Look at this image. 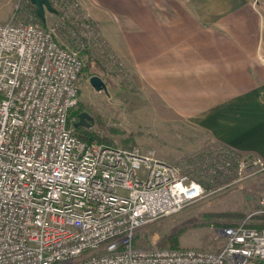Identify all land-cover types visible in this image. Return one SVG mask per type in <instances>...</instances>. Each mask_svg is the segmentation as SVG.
Returning <instances> with one entry per match:
<instances>
[{"label":"built area","instance_id":"2783aa9c","mask_svg":"<svg viewBox=\"0 0 264 264\" xmlns=\"http://www.w3.org/2000/svg\"><path fill=\"white\" fill-rule=\"evenodd\" d=\"M81 70L54 28L0 22V264H264V229L245 220L218 229L217 250L134 245L204 189L150 150L74 134Z\"/></svg>","mask_w":264,"mask_h":264},{"label":"rangeland","instance_id":"374dc122","mask_svg":"<svg viewBox=\"0 0 264 264\" xmlns=\"http://www.w3.org/2000/svg\"><path fill=\"white\" fill-rule=\"evenodd\" d=\"M28 0H0V22L31 20ZM62 11H45V27L54 28L57 40L76 51L82 68L98 64L90 72L81 70L75 109L86 111L87 127L100 143L152 151L166 163L202 182L203 196L180 211L160 216L136 229L134 245L140 248L170 247L176 236L179 246L217 250L223 245L218 233L228 224L264 221V160L251 165L255 155L233 152L206 130L178 115L155 99L148 86L124 68L109 47L108 39L90 11L89 0H51ZM259 9V36L264 40V0H251ZM264 42V41H263ZM264 45H262V51ZM261 51V53H262ZM102 79L96 89L90 77ZM76 121V120H75ZM240 161H249L239 168Z\"/></svg>","mask_w":264,"mask_h":264},{"label":"crops","instance_id":"0c3cea01","mask_svg":"<svg viewBox=\"0 0 264 264\" xmlns=\"http://www.w3.org/2000/svg\"><path fill=\"white\" fill-rule=\"evenodd\" d=\"M89 2L110 49L157 101L264 160V40L251 0Z\"/></svg>","mask_w":264,"mask_h":264},{"label":"trees","instance_id":"16d2710c","mask_svg":"<svg viewBox=\"0 0 264 264\" xmlns=\"http://www.w3.org/2000/svg\"><path fill=\"white\" fill-rule=\"evenodd\" d=\"M50 3H51V6L54 8L55 10V13L58 14V16H61L63 19H64V16H63V13L62 11L58 10L51 2L50 0ZM27 6L29 8V13H30V17H31V20L32 21H36L38 22L40 25L44 26L45 27V22L42 21L38 16H37V13H36V9H35V6L34 4H32L29 0L27 1ZM97 66L98 67V64L95 60H90L89 63L84 67L82 68V70L84 71H87L90 72V74L92 75V67L91 66ZM81 112L80 110L78 109H75L72 108L70 111H69V121L71 123H73L75 120H77V115L78 113ZM73 132L74 134H76L78 137L82 138V139H85V140H93V139H96L98 136L97 134L94 132V131H90L86 128H83V127H75L73 129ZM98 139V138H97ZM227 147V146H226ZM229 148V147H227ZM230 150H232L233 152H239V151H236L234 149H231L229 148ZM202 183V182H200ZM235 224V223H233ZM228 225H232V224H228ZM246 225L247 226H250V227H254L256 229H264V221L263 222H246ZM169 243H170V248H182L179 246V243H178V240H177V237L176 236H172L169 240Z\"/></svg>","mask_w":264,"mask_h":264},{"label":"water","instance_id":"95a60500","mask_svg":"<svg viewBox=\"0 0 264 264\" xmlns=\"http://www.w3.org/2000/svg\"><path fill=\"white\" fill-rule=\"evenodd\" d=\"M32 4H34L37 16L44 21L45 11L55 12L54 8L51 6L50 0H29ZM90 83L96 89H100L105 87L102 79L96 75L90 77ZM92 121V117L86 112L81 111L77 115V120L72 123V126L75 127H87L89 122Z\"/></svg>","mask_w":264,"mask_h":264}]
</instances>
